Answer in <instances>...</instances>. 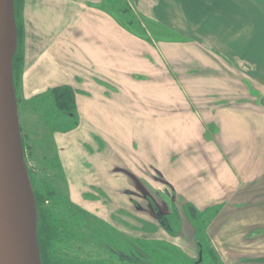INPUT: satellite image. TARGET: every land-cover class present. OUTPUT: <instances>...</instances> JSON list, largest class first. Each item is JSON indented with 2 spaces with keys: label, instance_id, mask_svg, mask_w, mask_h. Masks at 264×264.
<instances>
[{
  "label": "crops",
  "instance_id": "crops-1",
  "mask_svg": "<svg viewBox=\"0 0 264 264\" xmlns=\"http://www.w3.org/2000/svg\"><path fill=\"white\" fill-rule=\"evenodd\" d=\"M86 1L96 0H24L23 5L21 98L27 101L60 85L74 86L76 77L84 80L82 87L89 94L75 96L79 126L66 134L59 130L53 135L70 200L101 216L103 206L94 207L83 200V194L95 186L110 197L112 214L128 209L125 193L129 182L113 169L136 170L135 165L150 162L165 172L177 193L198 209L215 205L235 193L237 180L229 164H221L206 181L199 170L208 158L185 151L196 141L198 122L194 115L183 113L172 102L154 101L152 107H147L133 100L149 92L166 91L159 82L140 83L131 78L137 74L158 76L161 69L152 66L148 56V49H153L126 33L108 14L89 8ZM129 3L140 17L171 28H195L209 17L222 18L229 27L226 36L213 40L229 59L242 55L245 48L254 47L258 41L260 9L253 0ZM164 51L165 57L173 56V48L166 47ZM92 75L116 85L119 99L103 97V88L90 83ZM164 110L169 113H162ZM229 129L236 131L231 126ZM253 130L254 127L250 131ZM248 133L243 129L238 135L246 137ZM90 134L106 144L104 155L85 149L93 146ZM170 146L181 156L173 164L162 154ZM244 175L248 180L250 174ZM197 178L200 183L195 185Z\"/></svg>",
  "mask_w": 264,
  "mask_h": 264
},
{
  "label": "flooded vegetation",
  "instance_id": "flooded-vegetation-1",
  "mask_svg": "<svg viewBox=\"0 0 264 264\" xmlns=\"http://www.w3.org/2000/svg\"><path fill=\"white\" fill-rule=\"evenodd\" d=\"M253 1L260 9L257 27L258 41L254 44V47L245 48L242 55L238 54L230 58L231 60L213 40L214 37L218 39L225 38L229 28L227 23L220 17H209L199 27L181 29L171 27H168L170 28L168 29L165 26L148 21L156 26L154 30L162 33V37H159L149 33L150 30L144 23V20L147 21V19L137 14L130 6L129 0L86 1L89 8L108 14L126 33L148 44L154 51L148 49L153 57L148 56L152 66L161 69L158 76L147 77L137 74L132 75L131 78L133 81L140 83L159 82L169 94L166 91L164 93L158 92V94L149 92L147 96L134 97L133 100L145 103L147 107H152L155 104L154 101L172 102L179 105V109L184 111L183 113L194 115L198 122L196 141L193 145L187 146L185 151L189 155H197V157L204 155L205 158H208L204 168L199 170L201 178L208 181L212 173L221 164L227 163L231 166L238 185L237 191L225 196L221 202L204 209H198L185 197L178 194L175 187L168 181L165 172L154 168L150 164L151 162L149 164L141 163V165H135L136 170L115 167L113 170L116 171V174L125 176L129 182L130 187L125 193L129 208L119 209L112 214L109 210L110 197H108L106 192L92 186L89 193L83 194V200L94 207L103 206V214L100 216L98 213L89 212L70 200L66 180L63 177V185L69 203L81 213L83 220L94 225V230L90 233L91 239L95 241L98 251L107 252L106 257L103 258L105 259L104 261L110 264L135 263L133 256L139 251L134 249L136 253L133 252L132 242L144 245L146 242L151 244L153 241L149 240L151 239L150 236H158V233L162 231L165 233L166 238L155 240V242L174 246L173 248L177 249L178 247L173 245L172 240H179L180 243L182 242L186 245L193 244L197 258L192 260L193 264L217 263L216 259L211 257L210 251L209 254L207 253L208 257L204 253L207 250L206 246L208 243H206L202 232H193V224L197 221L199 222L205 210L232 204V201L244 190V187L257 186L261 176H264V170L261 171L258 168L260 160L264 161V115L251 112L250 105L243 104V102L247 101V89L245 86L249 85L244 82L243 78H246L251 83L249 86L254 87L255 85V90L263 92L259 88V83L253 80L264 76V0ZM108 5L125 9L126 13H129L132 17L134 16L133 19L141 27H145L144 32L136 35L128 28L132 27V25L118 19L114 12L107 9ZM22 27H24L23 11ZM157 27L159 28L157 29ZM166 47L173 48V56L171 58L165 57L164 50ZM261 73L263 75H260ZM90 78L91 84L103 88V97L119 99L117 94L120 90L116 85L93 75ZM74 81L75 85L70 87L73 89L75 96H89L88 92L82 87L84 80L76 77ZM20 83L21 75L17 86L19 95L21 90ZM68 86L60 85L48 89L46 92L24 101V103L29 102L37 107L41 102V98L48 92ZM171 93L173 94L171 95ZM125 100L132 102L131 98L129 100L128 97ZM166 112V110L162 111L164 114ZM162 113L160 112V114ZM51 120L49 122L48 118L43 117L41 122L46 130L51 131L52 149L54 150V156L58 157L59 152L54 146L53 135L59 130L66 134L79 126L80 119L76 103L73 114H55ZM45 124L50 125L45 126ZM230 126L236 131L230 130ZM253 127L256 132H259L257 135L254 130L250 131ZM243 129L249 132L246 137L238 135V133L241 134ZM90 135L93 146L85 147V149L93 154L104 155L107 150L106 144L97 136ZM259 149L262 150L260 151ZM162 154L169 160L170 164L175 163L181 157L180 153L172 146L164 148ZM58 161L60 164L59 157ZM245 172L250 174L248 180H246L247 176L244 175L246 174ZM198 180V178L195 179V185L200 183ZM201 211L202 213H199ZM137 216L143 219L140 221ZM134 219L138 220L137 223H140L141 227H146L151 231L143 232L139 229L141 227H138L140 230L139 239L131 238L130 233L135 231L134 227L136 228L137 226L132 225L129 221ZM96 229L103 231L108 242L107 246L100 245L97 240ZM86 233L89 234L88 232ZM150 244L149 247L137 246L148 254L147 249L155 247ZM155 248L160 257H167V259L163 258V263L165 261L167 262L166 264H175L173 256L162 253L166 249H162L160 245ZM200 251H202V255H200ZM136 259H138L137 256ZM178 260L179 258H177V262ZM97 262L100 261L98 260ZM178 264L180 263L178 262Z\"/></svg>",
  "mask_w": 264,
  "mask_h": 264
},
{
  "label": "rangeland",
  "instance_id": "rangeland-1",
  "mask_svg": "<svg viewBox=\"0 0 264 264\" xmlns=\"http://www.w3.org/2000/svg\"><path fill=\"white\" fill-rule=\"evenodd\" d=\"M107 9H109L111 12H114L116 17L124 23L131 24L132 27L128 28H130L136 35L144 32L145 27H141L138 22L133 19L134 16L132 17L129 13H126L125 9L121 7L115 8L111 5H108ZM144 23L150 30L149 33L153 34L154 36L162 37L161 32L154 30L156 28L155 25L148 22V20H144ZM158 28L159 27H157V29ZM260 75H263V73H261ZM243 79L245 83L247 82L249 85H251V83L246 78ZM253 81H257L259 83V88L262 89L263 92L255 90V85L254 87L246 85L245 88L247 89V101L242 102L243 104L250 105L249 107L251 109V112L264 115V110L260 105L261 101L264 100V76H261L260 79ZM16 85H18L17 81ZM14 87L16 91V101L24 161L28 174L32 175L37 184L36 188L37 190H39V184H41L44 180L50 179L47 173H49L51 169L46 167L45 161L54 157V150L52 149V143L50 139L51 131L46 130L43 126V123L41 122L42 118L45 117L46 109L44 105L35 107L34 104H30L29 102L25 104V100L20 97L15 83ZM259 168L261 171L264 170L263 160H260ZM50 174H52V172ZM260 179L261 180L257 184V186L244 187V190L232 201V204H226L223 207H212L205 210V213H202L201 211L199 213H202V216L199 219V222L197 221L194 224L192 223L193 232H202L203 237L206 239V243H208L206 246L207 250L204 253L207 256V253L209 254L210 251L211 257H214L217 261V263H214L215 261L212 263L264 264V176H261ZM57 213L58 215L61 214L63 217L71 220L70 214H68L66 211H59ZM75 218L80 222L82 221V224L88 223V226H91V228L93 229L94 225L92 223L86 222L85 220H83V218H77V216H75ZM138 219L141 221V219L143 218H140L139 216ZM129 222L132 225L137 226L136 228L134 227L135 231L130 233V237L133 239H139L140 230H142L143 232L151 231L146 227H141L140 223H137L138 220L136 221L134 219ZM138 227H141L139 228L140 230L138 229ZM95 231L97 233V240L100 242V245L107 246L108 242L106 237L104 236L103 231H101L100 229H96ZM75 232L77 234L76 239H78V243L76 246L74 245V248L73 245H71L70 249L69 244L61 246V252L63 256H68L71 258L80 256V259L82 261H84V259H87L85 257H90L88 259L92 260L97 259V261L99 260L100 262L105 260L103 258L106 257L107 252L97 250L95 241L93 239H90L92 238L90 233L87 234V231L82 229L81 231L79 230ZM158 234V236H150L151 239L149 240L153 241L151 244L146 242L144 245L141 243L132 242L131 247L133 249V252L136 253L134 249L139 251V253H137L138 259L135 264H144L146 262V264L152 263L151 256L147 255L142 250V248L139 247H149V244L155 247H157V245H160L162 249H166L167 252L164 251L162 253L165 255L169 254L170 256H173L175 259V264H178V262L180 264H193L192 260L197 259L193 244L186 245L182 242L180 243L179 240H172V243H174L173 245L178 247V249L173 248L174 246L155 242V240L166 238L165 233H163L162 231H160V233ZM200 252V255H202V251ZM177 258H179L178 262ZM162 261V257H160L158 261L156 260V262L153 259V264L163 263ZM166 263L167 262L164 261L163 264Z\"/></svg>",
  "mask_w": 264,
  "mask_h": 264
},
{
  "label": "water",
  "instance_id": "water-1",
  "mask_svg": "<svg viewBox=\"0 0 264 264\" xmlns=\"http://www.w3.org/2000/svg\"><path fill=\"white\" fill-rule=\"evenodd\" d=\"M16 50L14 0H0V264H42L13 79Z\"/></svg>",
  "mask_w": 264,
  "mask_h": 264
},
{
  "label": "trees",
  "instance_id": "trees-1",
  "mask_svg": "<svg viewBox=\"0 0 264 264\" xmlns=\"http://www.w3.org/2000/svg\"><path fill=\"white\" fill-rule=\"evenodd\" d=\"M23 5L24 0H14V16L17 27V50L13 59V79L16 87L18 86L16 85V81L18 84L23 67ZM38 105L45 106L46 117L44 118H48L49 122L52 121L51 119L55 114H73L75 111L74 91L70 86L54 89L44 95ZM49 125L50 124H45V126ZM45 162L46 167L51 169L49 173H47L50 179L44 180L39 184V190L36 188V181L32 175L29 174L38 213L37 239L42 264H110L106 261L97 262L96 260L88 259L90 257H85L87 259L82 261L80 256L75 258L63 256L61 246L69 244L70 249L71 245H73L74 248L78 243L75 231H81L82 229L91 233L93 229L91 226H88V223L82 224V221L80 222L75 218V216H77V218H82L81 213L68 201L67 193L63 186V175L58 157L54 156L49 160L47 159ZM51 172L52 174H50ZM59 211H66L70 214L71 220L63 217L61 214L58 215L57 212ZM147 250V255L151 256L152 260L150 264H153V259L155 262L160 259V254L155 247L148 248ZM137 255L138 254H135L133 256L135 263L137 262ZM163 258L167 259V257ZM169 260L171 261V259Z\"/></svg>",
  "mask_w": 264,
  "mask_h": 264
}]
</instances>
